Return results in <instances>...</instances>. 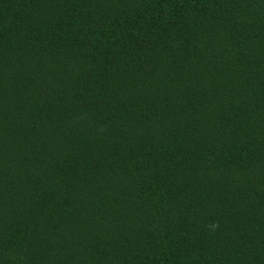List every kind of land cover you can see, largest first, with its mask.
<instances>
[{
	"label": "trees",
	"instance_id": "trees-1",
	"mask_svg": "<svg viewBox=\"0 0 264 264\" xmlns=\"http://www.w3.org/2000/svg\"><path fill=\"white\" fill-rule=\"evenodd\" d=\"M0 264H264V0H0Z\"/></svg>",
	"mask_w": 264,
	"mask_h": 264
}]
</instances>
